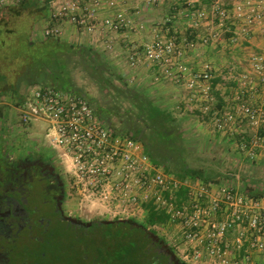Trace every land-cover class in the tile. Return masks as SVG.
Segmentation results:
<instances>
[{
  "label": "built area",
  "instance_id": "obj_1",
  "mask_svg": "<svg viewBox=\"0 0 264 264\" xmlns=\"http://www.w3.org/2000/svg\"><path fill=\"white\" fill-rule=\"evenodd\" d=\"M23 0H0V6ZM45 1V0H39ZM163 0H142L153 7ZM184 15L191 28L207 23L210 28L196 38L172 30L171 17L154 22L150 39L127 55L129 66L147 63L156 66V80L170 77L189 91L179 110L205 119L210 114L217 130L236 134L235 148L255 161L264 156V42L251 52L236 74L218 75L209 63L193 68L184 58L189 51L217 47L226 31L230 45L249 38L255 27L264 34V0H208V8H194L183 0ZM48 24L43 37L63 38L59 22H69L95 37L103 49L115 47L119 35L147 30L136 21L138 6L130 0H48ZM230 78L238 84L227 105L213 108L214 78ZM18 122L27 125L33 118L48 123L43 138L74 181L77 192L99 197L122 212L151 203L165 209L179 231L178 240L187 246L185 257L194 260L220 259L222 264H256L264 254V196L250 197L230 183L205 184L177 178L153 162L139 139L122 135L98 116L89 99L52 86L30 89L17 105ZM209 118V117H208ZM248 129H245L243 126ZM186 188V200L176 202L178 191ZM120 210H117L118 214Z\"/></svg>",
  "mask_w": 264,
  "mask_h": 264
},
{
  "label": "trees",
  "instance_id": "obj_2",
  "mask_svg": "<svg viewBox=\"0 0 264 264\" xmlns=\"http://www.w3.org/2000/svg\"><path fill=\"white\" fill-rule=\"evenodd\" d=\"M48 9V0H23L14 5L0 6V102L7 99V93L19 94L23 82L28 86L39 84L83 94L72 79V75L81 70L96 84L100 95L106 98L107 110L116 116L122 127L115 128L88 98L98 116L116 132L139 139L153 162L161 165L166 172L182 180L205 184L221 183L222 177L231 179L233 173L223 174L213 165H207L199 161L198 156L189 153L179 112L157 104L145 89L130 84L96 47L55 36L33 39L35 20L47 16ZM188 36L194 39V35ZM38 59H41L39 67ZM60 70H63V75H59ZM216 82L214 78L213 86ZM24 96L19 94L22 98L12 101L18 105ZM220 108L221 105L219 108L215 106L210 112ZM244 184L243 192L247 196H264V189L251 187L247 180ZM176 195V202L185 201L186 188L182 186ZM144 208L147 213L145 221L141 223L148 224L153 234L159 233L157 227L168 223L170 215L165 209H158L151 203L144 204ZM121 219L116 217L111 222H102L105 219L97 216L91 219L90 229L93 233L100 229L99 235L103 238L99 247L108 253H133L125 259V262L129 259V264H149L151 259L146 255L149 239L144 236L142 228L139 233L121 230L128 226L120 222L123 221ZM129 220L136 221L133 218ZM113 224L114 228H109ZM99 262L95 261L96 264Z\"/></svg>",
  "mask_w": 264,
  "mask_h": 264
},
{
  "label": "flooded vegetation",
  "instance_id": "obj_3",
  "mask_svg": "<svg viewBox=\"0 0 264 264\" xmlns=\"http://www.w3.org/2000/svg\"><path fill=\"white\" fill-rule=\"evenodd\" d=\"M75 193L73 179L50 150L1 149L0 264H129L125 259L133 253L102 251L100 229L93 233L91 219L71 207ZM129 219L119 220L128 225L121 230L142 228L149 264H193L148 224Z\"/></svg>",
  "mask_w": 264,
  "mask_h": 264
},
{
  "label": "rangeland",
  "instance_id": "obj_4",
  "mask_svg": "<svg viewBox=\"0 0 264 264\" xmlns=\"http://www.w3.org/2000/svg\"><path fill=\"white\" fill-rule=\"evenodd\" d=\"M177 11L178 10L169 13L170 12L169 10V12L167 11L166 13L163 12L157 13L156 16H153L151 14L147 16L148 18L154 17V20L152 21V23H154L163 20L167 17H171L173 19V16L171 15H173V13L175 14ZM150 22L151 21H148V23ZM181 22H183L184 25H186V22L181 21V19L177 14L176 17L173 19V23L177 27L178 26L182 27ZM34 28H35V24H34ZM205 30L206 29H204L203 31ZM183 35H187V34H183ZM32 38L42 39L43 35L41 33V30H38L36 28V30L33 31ZM63 39L79 44H85V45H87L88 43L90 44L87 38L76 39L75 37H70L68 35L67 36L65 35ZM116 41H118L115 45L116 48L113 47L112 49L109 50L103 49L100 45L95 43L94 44L92 43L90 45L96 47L104 55V58L109 63H111L110 65L114 66L117 69V71L123 74L130 84L145 89L146 92L149 93V95L154 99V101L157 104L171 109H175L177 112H179L178 117L181 119L184 135L186 137L189 146V153L192 156H198V158L200 159L199 161H202L207 165H213V167H215L223 174H227V173L234 174L233 176H231V179L222 177L221 179L222 183L226 182L233 184L234 186L237 187V189L243 192V187L245 185L244 183L247 180L251 187H258L264 189V156L255 161L251 160L250 158L246 157L242 152H239L235 148V142L237 140L236 134H224L219 132L215 126L213 119H209V118L201 119L197 114L189 113L186 110H179L177 108L178 105H180L185 99L189 97L187 94L189 91L184 86L179 85L175 82L174 84L176 85L175 87H173L174 85L171 84L173 83L172 82L173 80L171 78L169 79V77L162 76L160 80H156L155 77H157L159 73L153 75V73H155L154 69L150 68L148 70L147 68L151 66L148 65L147 63L141 65L138 68H133L129 66L127 62L126 48L120 49L119 38ZM222 56L227 57V53L222 52V54L217 55V57L215 58L217 61H220V59L218 58ZM212 58L215 59L213 56L211 57V59ZM39 61H41V59H38L37 67H39L38 64ZM223 68L224 67H221L218 73L223 72L222 74H225L226 70H223ZM240 70L241 69L235 68L233 69L232 73L233 74L239 73ZM63 73H64L63 70L59 71V75H63ZM146 73L149 76H146ZM225 75L226 77H230L231 73L226 72ZM72 79L73 82L76 83V87L79 90H81L83 94H85V96H87V98H89L92 101L94 107L99 109V112H101V115L103 117L108 119L109 122L113 123L115 128L122 127L120 121L116 118V116L107 110L108 107L106 106V100H105L106 98L100 95V92L96 87V84H94L91 78L86 76L85 73H83L81 70H77L72 75ZM225 81L228 83V81H230V78L226 79ZM231 85L232 84H230L229 86ZM38 86L39 84H37L36 86L34 85L28 86L23 82L19 94H22L23 97L26 93L30 91V89ZM222 89L223 88H221V90ZM7 94L9 96H7V99H4L3 101H7L9 103L10 102L14 103L12 101L14 99L17 100L19 98H22L19 97L18 93H15L13 95H10V93ZM228 94L229 96L227 98H231L230 92L226 93L225 95ZM179 96L182 98V100H180ZM35 120L36 119L33 118L31 120V123L33 122L32 124H35L34 123ZM243 127L245 129H248L245 125ZM28 128H32L34 130L35 126H29ZM27 145H30V148L33 149V145L26 140L24 141L22 147L23 151L26 148L25 146ZM25 150L28 149L26 148ZM52 152L55 154V151L52 150ZM66 166H67L66 164L65 165L62 164V167L66 168ZM72 202L74 203V205H72L71 207L76 208V210L82 211L84 213L83 216H85L87 220L93 219L94 217L97 216L102 220L103 219L112 220L115 219L116 217H121V218H133L138 222H144L145 215L147 213V209L144 208L143 206L133 210L122 212L121 207L120 209H116V207H114L112 204L103 202L99 197L90 194L88 191H84V193H79L78 191L77 193H75ZM117 210H120L118 214H116ZM114 225L115 224H113V226L109 225V228L112 227L114 228ZM157 230L163 237H165L166 240L172 243V245L175 247V249L179 252L180 255L185 256L187 252V246L184 243V241L178 240L177 233L179 231L177 230V227L175 225L168 222L158 226ZM188 259L190 263L193 264H222V261L220 259L194 260L191 259L190 257H188ZM256 264H264V254L257 257Z\"/></svg>",
  "mask_w": 264,
  "mask_h": 264
},
{
  "label": "crops",
  "instance_id": "obj_5",
  "mask_svg": "<svg viewBox=\"0 0 264 264\" xmlns=\"http://www.w3.org/2000/svg\"><path fill=\"white\" fill-rule=\"evenodd\" d=\"M130 1L132 5L138 6L140 9V15L135 17L134 19L136 21L146 22L148 29L142 32H134L131 34L124 32L123 34L119 35L118 37L120 40L119 48L120 49L126 48L127 55L131 52L130 50H132V48H135V46L141 45L150 39L151 23L154 20V17L148 18L147 15H150V14L153 16H156V14L160 12L166 13L167 11L169 12L170 10L169 13H171V12L178 10L175 14L173 13V15L171 16H173V19H174L176 15L178 14L181 21L186 22V25H184V23L181 22L182 27H179V26L177 27L173 23V19H172L170 26L172 30H177L178 35L187 34V35L193 36L194 33H198V32L203 31L204 29L207 30L208 28H210V26L209 25L207 26V23H205V25H202L201 27H198V28L195 27L191 29L189 22H188L189 20L184 15V13L188 9L186 5L184 4L183 0H163L161 3L153 7H146L144 3L142 2V0H130ZM209 4L210 3L208 0H193L194 8H208ZM35 21H36L35 28L33 26V31H35L36 28L38 30H41L43 26H45L46 24L50 22L48 20V16H44ZM148 21H151V22L148 23ZM59 26H61V28L64 30L66 36L68 35L70 37H75L76 39L87 38L90 44L92 43L94 44L93 39L95 37L87 35L86 33L83 32V30H80L79 28L74 27V25H72L71 23L69 22L60 23L59 22ZM230 35H231V32L226 31L223 35V37L225 38L219 42L217 47L209 46L206 48L189 51L186 54L184 60L187 63H189L190 66H193V68L197 67L202 62H209L217 70L218 75L220 74L225 75L226 72L229 73L230 67L234 69L235 68L241 69L240 70L241 72L244 69V67L241 64L245 62V59L250 54V52L257 51L262 48V45L264 42V34H262L259 27H255L254 32L251 33V35L249 34V38L240 39L238 44L236 45L229 44L228 37ZM193 37L196 38L195 35ZM117 42L118 41H116L115 43ZM126 42H129V43H126ZM90 44L88 43V45ZM222 52L227 53V57L222 56L218 58L220 59V61H217L215 57H217V55L222 54ZM212 56L215 59L213 58L211 59ZM221 67H224L223 70H226L225 74H222L223 72L218 73ZM150 68L154 69L155 73H153V75L158 73V69L156 66H151L147 69L149 70ZM146 76H149V75L146 73ZM216 79H217V82L215 83L213 92H215L214 97L215 99H217V101L214 102L213 107L216 106L217 108H219L220 105L223 107L228 104L230 98H227V97L229 96V94L228 95H225V94L230 92V95L232 96V92L238 83L234 80H230L228 81V83L224 82L221 76L216 77ZM172 82L173 83L171 84H173L174 85L173 87H175L176 84H174V81ZM230 84L232 85L229 86ZM221 88L225 90L223 89L221 90ZM230 89L232 90V92ZM187 94L189 96V92ZM179 98L180 100H182L180 96ZM208 116H209V119H213L210 116V114ZM32 123L30 122L27 125L20 124L18 122L17 105H15V103H11V102L9 103L6 101H4L3 103L0 102V153H1V149H4V151L10 152L12 154H14L15 151H17V149L23 152L22 147H23L24 141L26 140L30 144L33 145V149L30 148V145L25 146L27 149H31V150L48 149L51 151V153H53L52 149L50 148V146H48L45 143V140L43 138V135L47 129L48 123L40 118H37L35 120L34 122L35 124H32ZM29 126H35L34 130L32 129L33 127L28 128Z\"/></svg>",
  "mask_w": 264,
  "mask_h": 264
},
{
  "label": "water",
  "instance_id": "obj_6",
  "mask_svg": "<svg viewBox=\"0 0 264 264\" xmlns=\"http://www.w3.org/2000/svg\"><path fill=\"white\" fill-rule=\"evenodd\" d=\"M106 222H111L112 220H105Z\"/></svg>",
  "mask_w": 264,
  "mask_h": 264
}]
</instances>
